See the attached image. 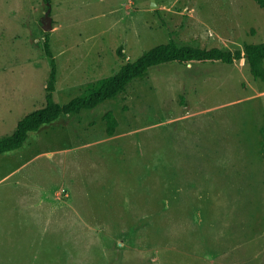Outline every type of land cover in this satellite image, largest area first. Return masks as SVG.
<instances>
[{"label": "rangeland", "instance_id": "1", "mask_svg": "<svg viewBox=\"0 0 264 264\" xmlns=\"http://www.w3.org/2000/svg\"><path fill=\"white\" fill-rule=\"evenodd\" d=\"M154 2L0 0V137L45 105V32L60 104L169 40L264 42L254 0ZM0 264H264V83L247 60L153 66L0 154Z\"/></svg>", "mask_w": 264, "mask_h": 264}, {"label": "trees", "instance_id": "2", "mask_svg": "<svg viewBox=\"0 0 264 264\" xmlns=\"http://www.w3.org/2000/svg\"><path fill=\"white\" fill-rule=\"evenodd\" d=\"M52 0H43L49 4ZM264 10V0H254ZM50 32L44 33L43 49L51 57V71L45 87V105L24 115L11 134L0 137V154L9 153L21 148L32 132L38 131L42 126L49 125L61 116L75 115L86 109H93L100 103L115 98L125 91L134 80L143 78L153 66L167 63H224L232 64L235 61L246 59L253 77L264 83V42L253 44L244 43L242 48L223 50L220 48H200L187 44H178L174 40L156 45L144 51L134 61L123 64L112 76L99 79L90 85L84 93L74 97L65 104L55 100L56 63L53 59L49 45ZM118 53L122 55L121 48ZM106 122V133L112 136L118 126L112 111L103 116Z\"/></svg>", "mask_w": 264, "mask_h": 264}, {"label": "water", "instance_id": "3", "mask_svg": "<svg viewBox=\"0 0 264 264\" xmlns=\"http://www.w3.org/2000/svg\"><path fill=\"white\" fill-rule=\"evenodd\" d=\"M155 6H156V4H155L154 0H151V7H155ZM45 29H47V27H45Z\"/></svg>", "mask_w": 264, "mask_h": 264}]
</instances>
